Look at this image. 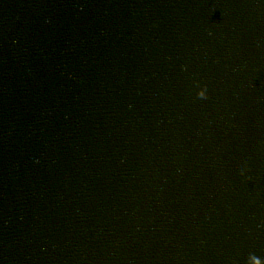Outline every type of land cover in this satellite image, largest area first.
I'll use <instances>...</instances> for the list:
<instances>
[{
	"label": "water",
	"instance_id": "95a60500",
	"mask_svg": "<svg viewBox=\"0 0 264 264\" xmlns=\"http://www.w3.org/2000/svg\"><path fill=\"white\" fill-rule=\"evenodd\" d=\"M217 264H264V71L241 153Z\"/></svg>",
	"mask_w": 264,
	"mask_h": 264
}]
</instances>
